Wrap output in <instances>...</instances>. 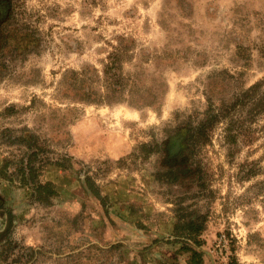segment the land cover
<instances>
[{"label":"rangeland","instance_id":"obj_1","mask_svg":"<svg viewBox=\"0 0 264 264\" xmlns=\"http://www.w3.org/2000/svg\"><path fill=\"white\" fill-rule=\"evenodd\" d=\"M191 251L264 264V0H0V264Z\"/></svg>","mask_w":264,"mask_h":264},{"label":"trees","instance_id":"obj_2","mask_svg":"<svg viewBox=\"0 0 264 264\" xmlns=\"http://www.w3.org/2000/svg\"><path fill=\"white\" fill-rule=\"evenodd\" d=\"M24 141H26V145L28 148H31L33 145V141L30 137H24ZM37 154L35 152H30L27 155L26 160H22L20 163L19 168H17L18 173H20V184L23 186L26 185H31L33 187V193H34V198L39 201H49L50 198L56 196V192L54 190V187L51 183H40L37 181V170L34 166V162L37 159ZM9 164V161L6 160L5 162V167H7ZM57 165L62 167L61 163H57ZM87 186L90 190V192L96 196V198L100 201H102V197L100 194L97 192L95 188L89 184L88 179L86 180ZM190 225H192V222H189ZM200 231L199 227H192L188 230L187 235L191 236L192 234H196L197 232ZM191 264H200V254L191 251Z\"/></svg>","mask_w":264,"mask_h":264},{"label":"built area","instance_id":"obj_3","mask_svg":"<svg viewBox=\"0 0 264 264\" xmlns=\"http://www.w3.org/2000/svg\"><path fill=\"white\" fill-rule=\"evenodd\" d=\"M219 241H225L224 236H221V237L219 238Z\"/></svg>","mask_w":264,"mask_h":264}]
</instances>
